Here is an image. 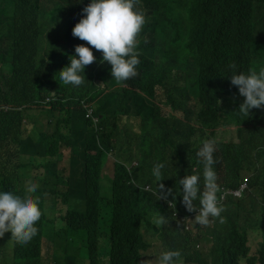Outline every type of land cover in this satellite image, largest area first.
I'll use <instances>...</instances> for the list:
<instances>
[{
  "label": "trees",
  "instance_id": "16d2710c",
  "mask_svg": "<svg viewBox=\"0 0 264 264\" xmlns=\"http://www.w3.org/2000/svg\"><path fill=\"white\" fill-rule=\"evenodd\" d=\"M88 3L0 0V189L22 193L25 188L16 185L32 177L37 187L31 195L42 211L37 235L29 246L16 247L15 264H40L44 253L51 264H79L83 252L92 264L103 252H110L111 259L121 264H139L147 244L130 239L141 236L148 207L156 203L166 222L156 228L155 239L163 240L166 250L181 252L178 263L264 264V206L258 207L252 190L264 185L252 154L264 160V138L262 144L255 139L257 131L264 136L263 122L258 127L257 116L244 122V116L231 109L239 95L230 83L231 61L218 70L205 65L209 74H200L201 65L238 42L261 46L260 40L232 34L228 24L252 14L255 19L247 20L264 33V0H138L146 22L137 37L138 74L128 79L124 96L101 87L107 77L102 53L95 49L97 59L85 67L81 86L58 81L56 73L69 64L75 46L87 45L72 35V29ZM158 87L163 89L162 96L157 94ZM53 90L59 96L78 91L96 99L109 133L96 130L85 119L80 103L73 113L60 108L55 115L59 101L44 102ZM161 103L182 116L173 114L171 123L158 117ZM35 108L55 117L48 124L33 120L29 111ZM123 111L131 113L140 126L139 137L123 128L115 131L113 117ZM231 123L237 127L238 141L215 142L214 168L218 171L223 162L227 185L236 187L243 170L250 171L251 190L242 199L224 202L223 223L215 218L204 231L211 245L201 251L180 220L192 212L179 195L175 210L168 203L172 195L157 200L151 190L156 186L151 169L155 162L165 161V190L175 193L179 178L202 170L196 155L199 147L184 156V143L201 146L214 140L220 126ZM128 160L138 164L128 168ZM74 201H81L84 208H72ZM62 222L68 229L47 235L57 232L54 225ZM248 228L259 229L263 237L253 251ZM200 232L203 235V228ZM46 239L52 241L53 251Z\"/></svg>",
  "mask_w": 264,
  "mask_h": 264
},
{
  "label": "clouds",
  "instance_id": "9594fccd",
  "mask_svg": "<svg viewBox=\"0 0 264 264\" xmlns=\"http://www.w3.org/2000/svg\"><path fill=\"white\" fill-rule=\"evenodd\" d=\"M83 2V0H79ZM85 14L72 29V35L78 37L82 41H86L87 45L79 44L75 46V54L69 57V64L58 71V81L64 85H71L73 88L81 86L85 82V67L95 61L97 57L93 54V49L102 53V65L105 76L107 77L101 83V87L107 89V93L117 92V95L124 96L129 90L130 78L137 76V66L140 63L139 52L137 50V37L145 24V13L140 9L138 0H90L83 9ZM247 19H255V15L248 14ZM241 20L231 22L228 28L234 35L252 37V39L260 40L261 46H256L249 42H238L229 47L223 53L214 55L208 63L201 65L200 74L205 76L209 74L204 68L205 65L218 67L226 61H231L234 65H229L230 83L238 88L239 95H236L235 103L230 106L232 110L237 109L240 115L244 116V122L252 118L258 117V127L263 122L264 126V33L257 24H253L249 20ZM111 66H109L108 64ZM259 63V66H256ZM236 67L238 70H236ZM218 70V68H217ZM216 70V71H217ZM215 71V72H216ZM215 72L211 74H215ZM46 82V81H43ZM166 88H171L170 84L165 83ZM157 94H163V89L158 87ZM229 104V96H226ZM59 101L55 115H58V110L64 108L69 113H73L78 109H82L85 119H87L96 130L105 131L106 125H102L101 113L98 111L96 99H91L90 96H82L81 92H74L70 96H59L55 90L50 92V96L46 98L45 103ZM77 103H80L77 109ZM126 104V102H125ZM158 106V105H157ZM124 109V105L120 107ZM34 110L39 111V114L31 119L35 120L39 117H52L49 111L41 112L39 108ZM29 113L32 115V111ZM182 116L179 111L171 110L164 103L159 104V112L157 116L167 118L172 121V116ZM131 113L123 111L113 117L115 131L123 128L132 136L139 137L138 132L140 126L131 118ZM40 120V119H39ZM48 120V121H49ZM41 121V120H40ZM42 122V121H41ZM44 124H48L44 123ZM233 125L234 137L227 139L223 132H230L228 126ZM227 127V128H225ZM264 130V127L261 128ZM115 132V133H116ZM113 137L115 135L113 134ZM213 139L206 140L201 146H192L185 142L183 155L187 156L192 149H198L196 155L198 163L202 165L200 172L186 174L183 178H179L176 182V191L172 189L165 190V184L160 181L164 179V170L166 169L165 161H157L153 164L151 175L156 182L153 190V195L157 200H167L169 195H172V200L168 201L170 208H176V196L182 197L181 203L190 214L184 215L180 220L185 224V229L193 235V240L196 246H199V239L204 236L206 227L213 224L215 218L223 223L224 202L233 198L235 200L242 199L247 191L251 190L250 182L252 173L248 170H243L242 180L236 186H229L226 183L227 169L222 162L220 169L215 170L214 164L217 159L216 143L223 141H238L237 127L234 123L220 126L218 131L213 136ZM264 136L257 131L255 139L259 144H262ZM253 154L254 161L258 163L264 176L263 166L264 160L262 157H256ZM116 160V158H114ZM128 168L136 166V160H128L125 162ZM218 165V163H217ZM247 164L244 163L246 168ZM109 177H106V182ZM17 189L25 188L24 192L17 193L15 190L0 189V264H15L13 260L14 251L17 246L27 247L29 242L38 233L37 222L40 220L42 211L39 202L31 195L35 191L36 181L31 178H23L22 182L16 185ZM255 202L258 207L264 206V185L263 187L256 186L252 188ZM198 202V203H197ZM83 209L84 204L81 201L72 202V208ZM64 212V210H63ZM176 215V212L173 213ZM259 214L260 211H259ZM161 205L156 203L148 207V214L144 217L140 226V237H133L130 240H141L147 244V247L141 251L139 264H196V263H178L181 252L176 249H165V243L161 239H155L158 236L157 229L161 224L165 223V218L161 215ZM57 232H50L47 235L62 232L68 229L65 222L54 225ZM203 228V235L200 232ZM249 245L251 251L259 247L262 241V233L259 229L248 228ZM247 231V232H248ZM146 233L151 234L154 240L160 242L161 251L156 254L154 252V243L150 241ZM259 234L255 240L257 244L253 249L251 245V235ZM47 245L53 251L52 241L46 239ZM211 245V243H210ZM210 248V247H209ZM197 249H199L197 247ZM200 250V249H199ZM31 254L34 252L31 249ZM57 254V253H56ZM100 255L95 260V264H121L120 262L111 259L110 252ZM46 256V254L44 253ZM43 255V256H44ZM42 257L40 264H51L45 262ZM182 260V259H181ZM80 264V262H78ZM88 264H92L91 260Z\"/></svg>",
  "mask_w": 264,
  "mask_h": 264
},
{
  "label": "rangeland",
  "instance_id": "374dc122",
  "mask_svg": "<svg viewBox=\"0 0 264 264\" xmlns=\"http://www.w3.org/2000/svg\"><path fill=\"white\" fill-rule=\"evenodd\" d=\"M256 66H259V63H256ZM39 114V111H37V110H34V111H32V116L35 118L37 115ZM39 119L43 122V123H47L48 122V120H49V118L48 117H39ZM225 128H227V127H225ZM228 128L231 130L230 132L228 131V132H223L222 130H220V133L221 134H225L226 135V137H227V139H231V138H233L234 137V130H233V125H230V126H228ZM63 150H64V148H63ZM161 183L162 184H165V182H164V180H161ZM104 184H106V182H104ZM58 222H60L59 220H58ZM207 228L208 227H206L205 228V232L207 231ZM146 236H147V238L150 240V241H152L153 243H154V252L156 253V254H158L160 251H161V245H160V242L159 241H157V240H154L153 238H152V236H151V234H149V233H146ZM259 237V234H257V233H253L252 235H251V245H252V247H253V249L256 247V243H255V240L257 239ZM44 242L46 243V240H44ZM197 247L201 250V251H206L207 249H209V247H210V239H209V237H208V235H204V236H202L200 239H199V246L197 245ZM44 258H43V260L45 261V262H47L48 261V257L49 256H43ZM43 264H45V263H43ZM80 264H88V258H87V253L86 252H83L82 254H81V256H80Z\"/></svg>",
  "mask_w": 264,
  "mask_h": 264
}]
</instances>
